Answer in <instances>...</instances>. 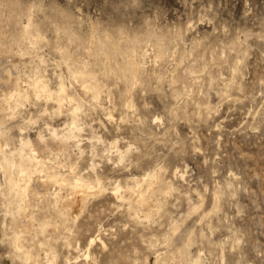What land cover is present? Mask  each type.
<instances>
[{"label": "clouds", "instance_id": "clouds-1", "mask_svg": "<svg viewBox=\"0 0 264 264\" xmlns=\"http://www.w3.org/2000/svg\"><path fill=\"white\" fill-rule=\"evenodd\" d=\"M0 264H264V0H0Z\"/></svg>", "mask_w": 264, "mask_h": 264}]
</instances>
